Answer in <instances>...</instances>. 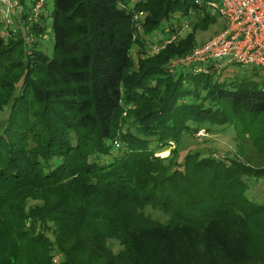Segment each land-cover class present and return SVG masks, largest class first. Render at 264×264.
Returning <instances> with one entry per match:
<instances>
[{
    "label": "trees",
    "instance_id": "trees-1",
    "mask_svg": "<svg viewBox=\"0 0 264 264\" xmlns=\"http://www.w3.org/2000/svg\"><path fill=\"white\" fill-rule=\"evenodd\" d=\"M199 3L54 0L52 58L48 5L0 22V264H264V165L191 147L233 127L264 152V78L168 70L221 18ZM176 15L192 32L142 57Z\"/></svg>",
    "mask_w": 264,
    "mask_h": 264
},
{
    "label": "built area",
    "instance_id": "built-area-1",
    "mask_svg": "<svg viewBox=\"0 0 264 264\" xmlns=\"http://www.w3.org/2000/svg\"><path fill=\"white\" fill-rule=\"evenodd\" d=\"M22 0H12L16 3L12 14L0 19L6 31L17 30V10ZM38 1V0H37ZM2 2V0H0ZM196 3H199L196 0ZM200 4V3H199ZM10 5V3H9ZM9 5L7 7H9ZM213 15H218L226 21V27L219 35L212 38L204 45L193 49L189 54L173 59L169 63V72L175 74L190 72L193 74H209L212 68L219 70L221 62L236 63L240 66H255L264 78V0H220V3L209 0L204 4ZM14 6V5H13ZM38 7V4H36ZM42 9V8H41ZM40 12H36L37 16ZM142 12L134 13V22L141 29ZM173 19L164 29L163 36H154L147 42V53L157 56L168 46L178 42L184 30H192L190 18H185L182 28L181 20ZM188 22L189 24H186ZM149 56V57H150ZM200 134H203L200 132Z\"/></svg>",
    "mask_w": 264,
    "mask_h": 264
},
{
    "label": "rangeland",
    "instance_id": "rangeland-1",
    "mask_svg": "<svg viewBox=\"0 0 264 264\" xmlns=\"http://www.w3.org/2000/svg\"><path fill=\"white\" fill-rule=\"evenodd\" d=\"M142 0H130V6L134 7L136 3L141 2ZM200 3H205L206 1L209 2V0H198ZM215 1L217 3H220V0H211ZM45 2L47 4H45ZM10 3V5H9ZM54 0H38L37 4L38 7L34 6H27L26 8L23 7L21 9V6H18V9L16 14H17V20L15 23L18 24L17 32L12 33L13 35H10L8 31L4 30L3 27V35L8 38L9 36H14V34H17L19 32V28L24 27L25 22H24V14L23 11L29 12L31 11L33 14L36 12L44 10V6H47L46 9V17H47V25H48V31L47 35L45 36V40L43 42V49L46 51V54L52 58L53 57V33L51 31V20H50V13L52 11ZM9 5V7H7ZM14 5V6H13ZM16 3H13L12 0H2L0 2V19L8 14H12L10 12H13ZM42 8V9H41ZM178 18H182L181 15H176L174 19L178 20ZM4 19V18H2ZM175 20V21H176ZM181 20V19H180ZM185 20V19H182ZM179 21V20H178ZM186 24H189L188 22H185ZM192 26V25H190ZM167 25L164 24L161 26L154 34V36H163L164 29H166ZM226 27V21L219 18L218 23L215 25H212L210 30L207 31H198L197 34V46L199 47L200 45H204L208 41H210L212 38L215 36L219 35L222 31H224ZM192 30H184L182 32L181 37L187 36L189 33H191ZM178 40V39H177ZM195 47V48H196ZM193 51V50H192ZM143 54L142 57H149L150 55L147 53V48H145V51L142 52ZM191 53V52H190ZM135 56V53H133ZM189 54V53H188ZM151 57V56H150ZM224 63L226 61L224 60ZM192 72V70H189ZM230 71L238 73L239 75L242 76H254V77H261L260 71H258V68L255 66H240V65H233L230 68ZM201 133L198 135V137L195 138V141L191 143L192 149H204V150H210L216 154L217 157L226 159L228 156L232 155H238L240 156L241 154V159H244L246 162L251 164L254 167L257 166H263L264 165V152H259L257 151L256 148L253 147V145L249 141H244L243 138L240 136V130L238 131L237 129H234L233 127L230 129H227V131L223 133H214V134H207L206 132L201 131ZM163 154V153H162ZM167 156V154H165ZM255 194L254 192L252 195L258 199L261 203H264V182H259L257 185L254 186ZM256 195V196H255ZM151 215L154 218H157L160 216L159 213L156 211H151Z\"/></svg>",
    "mask_w": 264,
    "mask_h": 264
},
{
    "label": "crops",
    "instance_id": "crops-1",
    "mask_svg": "<svg viewBox=\"0 0 264 264\" xmlns=\"http://www.w3.org/2000/svg\"><path fill=\"white\" fill-rule=\"evenodd\" d=\"M258 71H260V70L258 69Z\"/></svg>",
    "mask_w": 264,
    "mask_h": 264
}]
</instances>
